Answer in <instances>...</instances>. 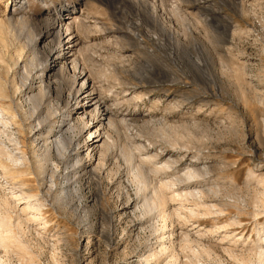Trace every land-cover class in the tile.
<instances>
[{
	"label": "rangeland",
	"instance_id": "rangeland-1",
	"mask_svg": "<svg viewBox=\"0 0 264 264\" xmlns=\"http://www.w3.org/2000/svg\"><path fill=\"white\" fill-rule=\"evenodd\" d=\"M26 2L20 11L0 0V77L7 80L8 69L10 79L24 82L34 64L47 80L59 41L32 47L47 12L81 10L90 27L82 34L81 64L116 124L107 130L103 172L84 174L77 158L50 162L45 185L31 165L44 137L33 143L34 132L26 129L23 137L18 128L0 126L4 145L27 157L16 181L42 204L35 218L22 213L20 226L18 205L4 208L11 241L8 249L0 246V264H264V0ZM21 50L27 71L14 65ZM58 65L52 104L63 107L81 81L75 86L71 66ZM90 119L83 118L92 127ZM130 153L133 166L145 167L150 191L139 192ZM1 174L2 206L12 190ZM162 183L181 197L170 202L174 214L165 229L162 215L145 212L143 198ZM163 245L153 263L149 254Z\"/></svg>",
	"mask_w": 264,
	"mask_h": 264
},
{
	"label": "bare ground",
	"instance_id": "bare-ground-1",
	"mask_svg": "<svg viewBox=\"0 0 264 264\" xmlns=\"http://www.w3.org/2000/svg\"><path fill=\"white\" fill-rule=\"evenodd\" d=\"M9 1H11V5H13V7L18 6L16 10L19 9L20 11L24 10L25 5H27L26 0H9ZM13 12L14 13L7 20L9 24H12L13 20H15V14H17L15 12L17 11H15L14 9ZM47 13L48 14L45 19L47 22V26L44 31H42L39 35H37V37L32 43V47L37 49L39 45L43 43L45 45L50 39H52L53 41L54 40L59 41L58 43L59 50L56 48L57 51H55V53L49 54L50 59L53 58V60L50 63V67L48 70L49 73L46 75L47 80H45V75L39 76L36 74L37 67H34V64L32 65L33 67L30 69L31 71L30 73H28L27 75L28 77L25 79L24 82L19 83L16 77H12L10 79V71L8 69L7 72L5 71L7 73L6 74L7 80H3L0 77V126H3L5 129L6 128L8 129L10 126L11 127L13 126L14 129L18 128L21 136L23 137L24 135H26L25 134L26 129L27 131L29 130L30 134L34 132L33 139L31 138L33 143L42 142V138L44 137V143L41 145L39 150H35L36 148L32 149L33 157H31L32 158L31 165L33 172L44 185L46 180L48 179L47 175L48 176L50 175L48 174V166L50 162H56L59 165L62 164L66 165L77 158L78 160L80 159L77 165L80 164L81 166L80 169L82 168V172L84 174L89 175L95 173L96 171L103 172L106 163L110 158L109 152L111 149L110 138L108 136L109 134L107 133V130L115 127L116 124L113 118L115 115L114 114L115 112H113L114 109L112 110L111 108L112 106L109 104V102H107L108 100L106 101L105 99H103V96H101L99 89L97 88L98 86L95 85L94 80H92V78L84 70V67H82L81 64V61H83L81 60L83 56V52H85L82 49V44H83L82 34L86 32L85 31L86 29L89 30L90 28L89 25L87 24L88 17L86 16L84 17L83 11L81 12V10H79V13L78 12L75 13L67 9L66 7L60 8L59 11H55V12L48 11ZM24 17L25 16L22 15L20 19H23ZM153 17L154 16H152V18ZM4 29H5V24L3 25V23L0 22L1 38ZM43 49H46V45L43 46ZM23 52L24 51L21 50V52L19 53L20 56L17 57V60L14 65L16 66V68L19 69L22 68L25 71H27L26 64L24 63L25 61H22L25 60L23 58V54H24ZM1 62L2 59L0 55V63ZM59 62L61 63L63 62L64 64H69L71 66V70L73 72V78L75 80L74 83L75 86L77 85L79 79L81 81L77 88L76 94L73 96L71 101H67L63 107H60L59 105L55 106L52 104V99H53L52 92L54 91L53 84L56 83V80L55 82L52 81V77L56 75L55 69L56 67L59 66L58 65ZM54 78H56V76ZM73 88L76 89V87L74 86ZM86 116H89L91 118L90 120L94 122L92 126L94 128L89 126L88 121L83 120V118L84 117L86 118ZM52 122H53V126H51V128H48ZM79 123L83 124L82 126L83 128H81V130H79L78 127ZM37 127H40L38 131H36ZM4 128L3 130H5ZM9 131L11 130H8L7 132ZM84 132L87 133V137L83 139L85 140L83 145H80L79 142H77V138H79V136L80 138H82L84 136ZM11 134H8V136ZM4 135H6V133L0 130V172H2L1 175L5 179L6 185H9L11 187L12 192L10 190L11 196L7 198L5 197L3 203L1 202L3 205L2 206L0 205V246L4 247L5 249H8L10 247V241H11L10 229H9V225L11 221L8 213L4 211V208L11 207V204H13V202L16 203V206L18 205L19 215L17 218L19 221L17 222V225L20 226L21 225L20 215L22 213H29L32 214L33 216L36 215V213L41 210L42 204L39 202L40 200L35 199L36 197L34 198L33 195L29 194V191L24 190L22 182L16 181L17 177H19L23 172H25L23 171L22 167L23 164H26L25 161H27L26 159L27 157L25 158L24 156L22 157L18 156L15 153H13V150L12 151L9 150L2 141ZM12 138H10L9 140H11ZM85 148L89 149L91 153H88L87 155L84 156L82 150ZM39 151L43 152L42 153L44 155L43 157L39 153ZM85 159H87V161ZM127 159L129 161L128 164L133 166L134 155L132 154L129 155ZM133 167H134L135 178L137 179L139 185V192L143 193V191L149 187L150 185L149 182L150 183L152 182L147 178L145 167L142 164ZM161 171H162V167L153 169V173L157 175L161 173ZM51 172L53 173V171ZM193 177H194L193 172L187 173L188 180L192 179ZM175 180L178 181L179 179L177 178ZM42 183H40V185H43ZM173 186H174L173 184H169V183H162V185L161 186L159 185V187L152 186L153 188L149 193L151 194V196L147 194L150 197H143L145 198V205H144L146 209L145 212H149V213L158 212L156 213L158 214L157 216L162 215L161 218L165 223L163 229H165V227L167 226V222L168 220H170L169 218L172 217V215L174 214L173 211H169L168 209L170 208L169 207L170 202L175 200L177 201V199H179L180 197V195L176 193L177 191L175 192L171 190ZM6 187L8 188V186ZM148 191H150L149 188ZM169 191L172 192V194L170 193L171 195H169ZM6 194L5 196H7ZM186 194L185 196H187ZM141 208H143V206ZM171 210H173V208H171ZM171 233L172 232H170V234ZM164 247H165L164 245L163 248L162 246L161 247L158 246L156 252L154 253L151 252L150 253L151 256L149 254V257H151L153 263L159 261L161 257L159 258L158 255L161 254ZM203 253L209 255V251H203ZM260 253H261L260 257L262 259L260 262L262 261L264 262V253L263 252Z\"/></svg>",
	"mask_w": 264,
	"mask_h": 264
}]
</instances>
